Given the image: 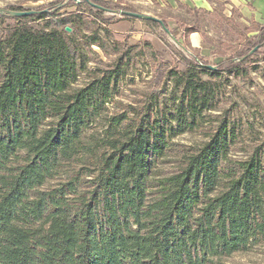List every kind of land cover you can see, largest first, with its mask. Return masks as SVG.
Here are the masks:
<instances>
[{
  "label": "trees",
  "instance_id": "1",
  "mask_svg": "<svg viewBox=\"0 0 264 264\" xmlns=\"http://www.w3.org/2000/svg\"><path fill=\"white\" fill-rule=\"evenodd\" d=\"M62 2L73 10L61 13ZM45 8L0 13V264H223L264 246V143L232 157L241 128L211 115L224 75L250 77L264 24L245 26L213 65L160 17L193 54L167 44L178 70L149 42L134 52L112 37L103 12L135 10L108 0ZM138 56L150 79L132 73ZM136 78L145 87L123 104ZM193 132L199 145L174 141Z\"/></svg>",
  "mask_w": 264,
  "mask_h": 264
},
{
  "label": "rangeland",
  "instance_id": "2",
  "mask_svg": "<svg viewBox=\"0 0 264 264\" xmlns=\"http://www.w3.org/2000/svg\"><path fill=\"white\" fill-rule=\"evenodd\" d=\"M56 0H0V9H7L11 6L20 7L25 10H35L42 8ZM118 3L121 6L135 10L133 12L149 14L157 18H164L170 29L174 31L177 38L185 40L193 50H199V55L210 64L218 63L220 57L232 55L234 49L238 48L239 42L245 35L246 24L239 20H228L219 11L209 14H203L195 11L186 10H168L165 8H156L151 4L140 3L141 0H108ZM64 2L58 3L57 7L61 8L60 12L71 11L73 8H63ZM105 19L111 18L106 27L111 31L112 37L117 41L133 45V51H139V45L143 42H149L153 48L159 51L164 60L170 62L172 66L182 70V65L177 62L175 56L171 54L167 44L173 45L181 53L188 57H193L191 53L180 48L173 39L167 34L160 25L151 27L141 20H127L118 12H103ZM88 18L93 19L90 14ZM7 23H13V20H7ZM35 25L34 22H31ZM100 23V22H99ZM187 25L196 28L197 31L187 33L183 28ZM96 29V25L90 23L88 28H82V32L90 33ZM195 33V34H192ZM197 44L194 47L192 43ZM258 55L254 56L256 60L249 69V78L226 74L223 76L221 83H218V107L213 110L212 117L228 118L241 128L242 134L239 138L238 148L233 150L232 157H242L251 147L259 143H264V45L259 49ZM92 54L90 56L103 57L101 50L96 47H90ZM90 53V52H89ZM136 69L132 73L141 75L143 79H150L151 64L145 58H136ZM255 67V68H254ZM254 68V69H251ZM133 73V74H134ZM145 87L139 78H136L134 85L127 88L124 86L121 101L123 104L135 99L130 90H137ZM170 89H166L165 98L169 97ZM179 144L199 145L204 141V136L200 132L185 133L174 139ZM163 165L164 170L172 168V161ZM172 162V163H170ZM223 264H264V246H254L244 253H235L222 259Z\"/></svg>",
  "mask_w": 264,
  "mask_h": 264
},
{
  "label": "crops",
  "instance_id": "3",
  "mask_svg": "<svg viewBox=\"0 0 264 264\" xmlns=\"http://www.w3.org/2000/svg\"><path fill=\"white\" fill-rule=\"evenodd\" d=\"M144 4H151L156 8L172 11H219L226 19H237L247 26L251 22L264 24V0H141ZM195 34V33H192ZM193 44L197 47V44Z\"/></svg>",
  "mask_w": 264,
  "mask_h": 264
},
{
  "label": "water",
  "instance_id": "4",
  "mask_svg": "<svg viewBox=\"0 0 264 264\" xmlns=\"http://www.w3.org/2000/svg\"><path fill=\"white\" fill-rule=\"evenodd\" d=\"M73 1H81V0H73ZM83 1H88L89 0H83ZM94 7H97L96 5H93ZM45 10H41V11H36V10H24V11H16V10H6V9H0V13H5L11 17H23V16H28V15H32L35 13H40V12H44ZM119 14L124 15V16H129L138 20H151V21H156L159 23V25L162 27V29L170 35L168 29L166 27L163 26L161 20L155 16L149 15V14H144V13H138V12H133V11H118ZM65 30L67 32L70 31L69 27H65ZM170 37L173 39V41L177 44L174 36L170 35ZM178 45V44H177ZM258 47H254L253 50L250 52H254V50H256ZM188 52V51H187ZM210 69H215V66H208Z\"/></svg>",
  "mask_w": 264,
  "mask_h": 264
}]
</instances>
